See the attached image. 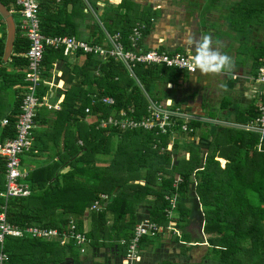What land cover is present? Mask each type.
I'll return each mask as SVG.
<instances>
[{"label":"trees","instance_id":"trees-1","mask_svg":"<svg viewBox=\"0 0 264 264\" xmlns=\"http://www.w3.org/2000/svg\"><path fill=\"white\" fill-rule=\"evenodd\" d=\"M88 1L94 3V0ZM1 2L8 9H15L13 16L16 14L15 0ZM69 2L74 5L70 15L61 16ZM82 2H41L38 16L43 34H74L68 24L71 25L74 15L82 13ZM132 26L119 31L126 48L130 45ZM28 47V39L17 27L12 53L4 61V41L0 38L1 118L7 98L15 99V107L20 112L23 96L14 86L27 84L23 70L28 64L25 56ZM64 56L61 48L49 47L44 49L41 59L43 79L51 76L56 60L64 62L71 72H79V77L63 92L59 109L41 105L36 111L35 123L40 122L44 127L28 153H46L48 160L28 171L26 180L31 194L8 200L0 196V211L6 203L9 223L56 228L60 233L69 228L68 222L72 219L77 230L84 233L85 241L77 244L73 237H68L60 244L58 237L7 236L4 249L9 256L8 264H65L68 260L79 264L87 248L113 246L115 242L123 255L139 216L164 228L171 226L172 230H180L173 238L184 253L190 248L185 242H191L184 227L195 213L202 218L201 230L206 238L201 259L192 262L183 256L158 264H264V139L258 147L255 132L236 137L237 146H228L231 154L224 155L217 139H208L204 134L197 144L187 146L188 157L181 154L172 159V154L179 153L180 144L175 142L169 150L168 134L160 133L156 127L121 129L112 123L102 126L101 121L109 115L119 117L121 111L124 118L141 120L150 114V101L165 109L161 87L179 80L183 73L152 63H137L131 73L120 59L108 57L101 61L90 54L78 67L71 68ZM9 85L14 89L13 94L6 92ZM46 89L47 85L41 84L38 94L42 95ZM92 95L110 96L114 102L91 104ZM88 105H92L93 116L89 123L84 120V108ZM17 114L4 117L8 124L1 129V140L14 136ZM175 120L179 124L175 129H179L183 121L178 116ZM199 123L192 120L187 125L193 129ZM216 156L227 159L223 167ZM4 171V159L0 157V192L4 189ZM177 176L181 180L175 184ZM101 195L106 197L103 199ZM174 196L172 208L169 200ZM96 200L101 206L99 210L91 209ZM140 209L143 213L138 216ZM169 211L175 214L169 216ZM86 218L89 227L85 230ZM160 235H144L139 247L159 246ZM122 238L126 239L125 243H121ZM93 249V264H109L95 260Z\"/></svg>","mask_w":264,"mask_h":264},{"label":"crops","instance_id":"crops-1","mask_svg":"<svg viewBox=\"0 0 264 264\" xmlns=\"http://www.w3.org/2000/svg\"><path fill=\"white\" fill-rule=\"evenodd\" d=\"M55 1L59 2V0ZM82 1V13L79 12L78 16L74 15L70 21L71 25L68 24V29L75 32L74 34H68V36H74L78 40L86 41L90 44H98L105 49H110L112 47L110 38L119 34V43L123 49H128L130 45L126 48L119 31L127 25L133 24V28L137 24H144L145 28L142 29L141 39L139 40V47L142 50L156 49L168 54L182 53L193 57L195 49L194 46L186 43L188 37L191 36L199 40L202 35H211L214 41L213 47H218L219 51L227 53L231 57L233 62L231 71L221 74H203L198 69L195 72H190L174 68L183 73V77L178 80L176 75L174 78L177 81L168 82L164 87H161V93L165 98V109L172 111L173 115H175H172L173 126L167 132L169 136L167 148L171 150L175 142L180 144L179 153L172 154V159L181 154L188 157L187 146L189 144H197L200 135L204 134L208 139H217L221 146L220 150L224 151V155L231 154V149L227 148L228 146H237L236 137L242 135L248 136V133L251 132L258 134V147H260L263 139L254 126L256 125L255 121L261 103L260 85L256 79L258 76V66L264 61V0H94V5L88 0ZM73 8L74 5L69 2L65 6L66 11L64 13L62 11L61 16H66V13L70 15L69 13ZM15 15L19 17L18 13ZM2 18L1 16L0 28L2 22H4L6 30V23ZM13 19L15 21L14 16ZM19 20L20 17L18 22H15V26L16 28L18 27L20 34L26 38L18 26ZM6 35L7 30L5 32L0 30V38L3 41L5 40L4 46ZM217 41L219 42L218 45L216 44ZM87 54L78 53L75 55H65L64 57L67 58V63L72 68L73 66L78 67L85 60ZM93 56L101 61L108 58ZM50 72L51 76L49 78L43 79L41 77L42 79L37 87V95L41 101L51 106L47 107L43 104L47 109L57 110L63 100V92L70 83L79 77V72H71L64 62L57 60L54 62ZM23 73L27 84L14 86L18 90H21L22 96L28 92L30 84L26 81L27 67ZM43 83L47 85V89L42 95H39V86ZM224 86H226V89ZM93 98L98 100L100 97L92 95V100ZM14 102V98H7L3 103L2 118L0 117V142H4L7 138H10L7 137L1 140V129L5 126L1 124V121L4 117L18 113ZM98 102L101 101H91V104ZM163 104L164 102L161 103V105ZM86 107H89L90 111L85 112L86 116L84 120L89 123L91 122L90 117H93L91 114L92 105ZM176 116L182 119L181 125H185L186 130H183L181 125L179 129H175L179 126L175 120ZM192 120L200 122L193 129L187 125ZM43 127L40 122L34 124L32 145L36 142L37 137L40 136L39 133L43 130ZM28 152L22 154L28 155V159L32 162V166L28 171L48 160L46 153L38 152L36 155H29ZM215 158L221 163V167L227 161L224 157L216 156ZM28 171H25L27 175ZM26 177L24 181L29 185ZM3 183L5 188V175ZM186 205L190 206V203H186ZM141 220L142 217L139 216V222ZM202 224V218L195 213L184 227L191 240V242H185L186 246H190L185 251L186 254L184 252V257L188 261H192L191 259H193L192 255H189L191 249L201 246L206 247V238L201 230ZM83 227L85 230L88 229V219L84 221ZM123 240L126 239L122 238L121 241ZM171 242L173 243V241ZM162 246L160 244L157 247H145L142 251L138 246V253L139 255L142 254L139 264H158L164 260H171L166 255L167 253L164 254ZM90 249H86V255L91 253ZM165 251H168V249L165 248ZM157 253V256L160 257L152 259L154 257L153 254ZM124 255L125 253L123 255L119 253L117 247L115 249L108 247L107 252L103 253L102 257L95 255L93 257L104 260L109 264L114 262L125 264ZM201 257L196 261H199ZM68 263L74 264L72 260L65 262V264Z\"/></svg>","mask_w":264,"mask_h":264},{"label":"built area","instance_id":"built-area-1","mask_svg":"<svg viewBox=\"0 0 264 264\" xmlns=\"http://www.w3.org/2000/svg\"><path fill=\"white\" fill-rule=\"evenodd\" d=\"M42 1L48 0H15L18 7L16 13L19 14V28L25 34L29 41V47L25 52L27 57L26 81L30 84L28 92L24 94L20 104V112L16 117L14 136L7 138L4 142H0V156L4 159L5 165V188L0 192V196L5 200L10 198H23L31 194L29 185L24 181L27 173L21 170V155L30 151L32 147V137L34 128V118L36 110L41 105L51 107L48 103L40 100L37 95V87L41 81L40 64L45 48L62 49L64 55H75L88 53L99 57H113L125 62L129 70L137 63H152L163 64L167 67H172L180 70H189L192 57L182 53L168 54L164 51L156 49L142 50L139 47V40L141 39L142 29L144 24L135 25L130 34V48L123 49L119 43V34L110 38L112 47L105 49L98 44H90L86 41L78 40L74 36H48L43 34L40 27V20L38 16L39 4ZM11 13L15 9L9 10ZM193 72V71H190ZM257 82L260 85L261 103L258 108V116L256 117V125L254 128L259 132L262 139H264V61L258 67ZM97 101L93 98L92 102ZM104 104H113L114 100L110 96H102L98 98ZM90 108L86 107L85 112H89ZM150 114L141 119H127L124 118V111L120 112L119 117L109 116L106 120L101 121V125L105 126L107 123L119 125L121 129L138 128L141 127L146 130L157 128L162 134L170 131L172 124V111L163 109L159 105L151 102L149 103ZM2 125L8 124V119L4 118L1 121ZM183 130H186L185 125H181ZM181 178L179 176L175 179L177 184ZM104 199L106 196L101 195ZM171 207H175L176 197L169 200ZM7 204L1 206L0 211V264H8L9 256L4 249V241L7 236L23 237L30 236L32 238L51 239L58 237L60 244H63L68 237H73L77 244H82L85 241L83 232L76 228L74 220L69 221V228L66 232L60 233L56 228H45L38 226H15L9 223L6 219ZM100 203L96 200L91 209L99 210ZM168 215H172L169 211ZM162 226L150 221L148 218L142 219L134 228L133 235L127 243L124 259L125 264H136L139 261L138 246L141 238L144 235L154 236L161 232ZM125 243V240L121 241Z\"/></svg>","mask_w":264,"mask_h":264},{"label":"rangeland","instance_id":"rangeland-1","mask_svg":"<svg viewBox=\"0 0 264 264\" xmlns=\"http://www.w3.org/2000/svg\"><path fill=\"white\" fill-rule=\"evenodd\" d=\"M0 17H1V15H0ZM14 17H15V22H18V19H19V17L17 16V15H14ZM3 19V18H2ZM0 30L1 31H3V32H5L6 30H5V26H4V22H2V24H1V28H0ZM5 41V40H4ZM24 71V70H23ZM26 72V71H25ZM19 73H22V72H19ZM6 92L7 93H9V94H13L14 93V89H12L11 88V86L9 85V87L7 86V89H6ZM163 100H165V98L163 99ZM165 102V101H164ZM93 118L92 117H90V120H92ZM80 144H81V142H79ZM28 155H22L21 156V159H22V163H21V170H24V171H28L29 170V168L32 166V162L28 159V157H27ZM223 164V163H222ZM220 165H221V163H220ZM149 198H152L151 196H149ZM186 203H189V202H187L186 201ZM143 212H142V209H140L139 210V212H138V216L140 215V214H142ZM173 214H175V212H172V215ZM87 219V218H86ZM85 219V220H86ZM111 220V219H110ZM159 233H161V235H160V239L158 240V242H159V244H162L163 246H162V248L164 249V254H166V255H168V257H170V259L172 260V261H176V260H179V258H182L185 254H186V252H185V254L184 253H182V251H181V248L180 247H178V245H176L175 244V242H174V235H178L179 233H180V230H178V229H175V230H172L171 229V226H168V227H163V229H162V231L161 232H159ZM207 237V236H206ZM171 241H173V243L171 242ZM189 244V243H188ZM151 246H153V247H156L157 245L156 244H150L148 247H151ZM108 247H110L111 249H115L117 246H116V242H115V245H113V246H107V245H103V246H101V247H99L98 249H96V248H91L90 249V251L93 249V250H95V255L96 256H98V257H102V255H103V253H106L107 252V248ZM165 248H167L168 249V251H165ZM205 250V246H201V247H199V248H193V249H191V254L189 253V255H192V257H193V259H191L192 261H196L197 259H199L201 256H203V254H204V251ZM141 251H142V249H141ZM162 251V250H161ZM156 253V252H155ZM163 254V255H164ZM158 255V253L157 254H153V258L152 259H154L155 257H160V256H157ZM91 253L90 254H88V255H86V254H84V255H82L80 258V262H79V264H93V260H91ZM105 257V256H104ZM140 257H142V254L141 255H139V261L138 262H136L137 264H139V262L141 261V259H140ZM91 260V261H90ZM96 260V259H95ZM90 261V262H89ZM89 262V263H88ZM69 264V263H68ZM75 264V263H74Z\"/></svg>","mask_w":264,"mask_h":264},{"label":"clouds","instance_id":"clouds-1","mask_svg":"<svg viewBox=\"0 0 264 264\" xmlns=\"http://www.w3.org/2000/svg\"><path fill=\"white\" fill-rule=\"evenodd\" d=\"M186 43L194 46L195 49V55L189 65L190 71L195 72L198 69L203 74H221L231 71L233 67L231 57L219 51L218 47H213L214 41L211 35H202L199 40L189 36ZM218 43L217 41L216 44ZM224 87L226 89V86Z\"/></svg>","mask_w":264,"mask_h":264},{"label":"water","instance_id":"water-1","mask_svg":"<svg viewBox=\"0 0 264 264\" xmlns=\"http://www.w3.org/2000/svg\"><path fill=\"white\" fill-rule=\"evenodd\" d=\"M0 15L3 17L7 28L6 42L3 52V60L7 61L12 52L16 26L11 12L2 2H0Z\"/></svg>","mask_w":264,"mask_h":264}]
</instances>
